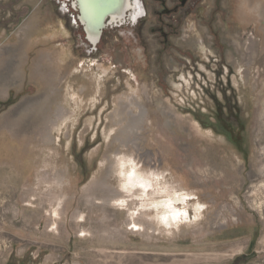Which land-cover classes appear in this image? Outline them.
Masks as SVG:
<instances>
[{"label": "rangeland", "instance_id": "obj_1", "mask_svg": "<svg viewBox=\"0 0 264 264\" xmlns=\"http://www.w3.org/2000/svg\"><path fill=\"white\" fill-rule=\"evenodd\" d=\"M71 1L0 0V264H264V0L96 46Z\"/></svg>", "mask_w": 264, "mask_h": 264}, {"label": "flooded vegetation", "instance_id": "obj_2", "mask_svg": "<svg viewBox=\"0 0 264 264\" xmlns=\"http://www.w3.org/2000/svg\"><path fill=\"white\" fill-rule=\"evenodd\" d=\"M65 1V6L67 4L70 6V0ZM73 3L74 10H76V28L81 29L84 33L83 27L86 22L83 9L85 11L88 7V2L73 0ZM199 3L201 0H124L117 17L112 18L111 15H107L104 18V27L97 44L103 37V31L113 28L146 30L152 35L159 36L162 42L167 43L171 35L184 28L185 24L190 21L192 10ZM85 36L84 34V38ZM85 40L91 45L86 38Z\"/></svg>", "mask_w": 264, "mask_h": 264}, {"label": "bare ground", "instance_id": "obj_3", "mask_svg": "<svg viewBox=\"0 0 264 264\" xmlns=\"http://www.w3.org/2000/svg\"><path fill=\"white\" fill-rule=\"evenodd\" d=\"M86 2H88V7H86L85 11L83 9L86 22L84 26L86 30L85 34L88 41L95 46L101 34V32L98 31V22L102 17V13L104 14L107 11L111 13L110 15L112 18L117 17L119 15L120 7L122 6V0H114V2L113 0H86ZM98 12L99 15H97ZM148 177L149 176L145 177L144 175L135 173L133 171H128L122 180L123 186L127 190L137 187L139 191L142 192V194L146 193L147 188L150 187ZM155 192L159 194L160 198L153 201H148H152L151 206L156 212L155 216L157 223H160L165 227H170L176 222L180 212H182L180 208L176 207V202H183L187 196V193L177 194L173 189H167L163 191L156 190ZM162 193H166V195H162ZM147 206L145 205V207Z\"/></svg>", "mask_w": 264, "mask_h": 264}, {"label": "water", "instance_id": "obj_4", "mask_svg": "<svg viewBox=\"0 0 264 264\" xmlns=\"http://www.w3.org/2000/svg\"><path fill=\"white\" fill-rule=\"evenodd\" d=\"M123 2H124V0H122ZM113 2H114V0H113ZM111 6V5H110ZM123 6V5H122ZM71 7L73 8V9H75V6H74V3H73V0L71 1ZM121 8V7H120ZM111 13H109V12H105L104 14L102 13V17L100 18V20H99V24H98V31L99 32H101V30H102V28L104 27V24H103V20H104V18L107 16V15H110ZM97 15H99V12H98V14ZM101 15V14H100ZM83 24V23H82ZM83 29H84V32L86 33V30H85V27H83ZM86 35V34H85ZM86 39H87V37H86ZM88 40V39H87ZM93 45V44H92ZM94 46V45H93ZM254 255V253H252V254H250V255H247V256H244V257H238V259L239 260H241L242 258L243 259H247V258H249V257H251V256H253Z\"/></svg>", "mask_w": 264, "mask_h": 264}]
</instances>
